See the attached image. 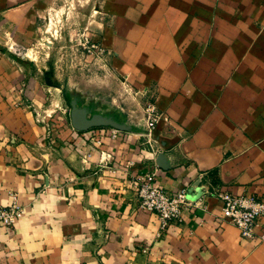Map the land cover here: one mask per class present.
Masks as SVG:
<instances>
[{"label": "crops", "instance_id": "obj_1", "mask_svg": "<svg viewBox=\"0 0 264 264\" xmlns=\"http://www.w3.org/2000/svg\"><path fill=\"white\" fill-rule=\"evenodd\" d=\"M55 2L0 0V206L22 209L0 264H264L216 197L264 198V0H88L115 81L61 113L26 61ZM151 174L200 207L160 231L132 187Z\"/></svg>", "mask_w": 264, "mask_h": 264}, {"label": "rangeland", "instance_id": "obj_2", "mask_svg": "<svg viewBox=\"0 0 264 264\" xmlns=\"http://www.w3.org/2000/svg\"><path fill=\"white\" fill-rule=\"evenodd\" d=\"M101 15L89 7L88 0H56L44 9L39 34L27 46L26 61H33L38 68L35 74L46 81L49 100L57 113H61L63 100L69 99V95L77 98V104H83L82 79L92 86L98 81L104 94L110 97L111 79L115 81L108 69L111 56L102 39L96 36L95 28ZM85 89L94 94L93 88Z\"/></svg>", "mask_w": 264, "mask_h": 264}, {"label": "built area", "instance_id": "obj_3", "mask_svg": "<svg viewBox=\"0 0 264 264\" xmlns=\"http://www.w3.org/2000/svg\"><path fill=\"white\" fill-rule=\"evenodd\" d=\"M91 47H94L93 45ZM147 115L151 122L158 120L155 108L148 106ZM116 130L109 131L110 139H116ZM108 156L104 161H108ZM108 163H105L107 166ZM155 175L136 178L132 183L137 199L138 209L156 217L160 231H165L171 224L181 222L183 215L192 213L200 207L198 199L183 187L175 193H168L154 180ZM221 203L222 219L232 224L239 233L241 240L259 239L264 241V233L258 234L257 229L264 219V198L250 195H232L227 192L216 194ZM22 216V209L13 202L0 206V229L11 231Z\"/></svg>", "mask_w": 264, "mask_h": 264}]
</instances>
